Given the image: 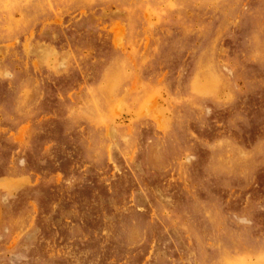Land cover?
Masks as SVG:
<instances>
[{
    "label": "rangeland",
    "instance_id": "374dc122",
    "mask_svg": "<svg viewBox=\"0 0 264 264\" xmlns=\"http://www.w3.org/2000/svg\"><path fill=\"white\" fill-rule=\"evenodd\" d=\"M0 264H264V0H0Z\"/></svg>",
    "mask_w": 264,
    "mask_h": 264
}]
</instances>
